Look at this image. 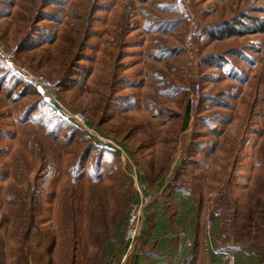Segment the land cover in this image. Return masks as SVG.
Returning a JSON list of instances; mask_svg holds the SVG:
<instances>
[{
    "label": "rangeland",
    "instance_id": "obj_1",
    "mask_svg": "<svg viewBox=\"0 0 264 264\" xmlns=\"http://www.w3.org/2000/svg\"><path fill=\"white\" fill-rule=\"evenodd\" d=\"M241 14L263 21L264 0H0V264L30 247L41 264L103 263L133 198L118 156L21 70L58 81L63 108L124 146L147 189L162 182L203 224L216 217L222 244L245 210L264 228V31L206 35L237 17L256 26Z\"/></svg>",
    "mask_w": 264,
    "mask_h": 264
},
{
    "label": "crops",
    "instance_id": "obj_2",
    "mask_svg": "<svg viewBox=\"0 0 264 264\" xmlns=\"http://www.w3.org/2000/svg\"><path fill=\"white\" fill-rule=\"evenodd\" d=\"M161 183L147 190L154 198L146 208L139 247L129 264H224L222 249L231 245L232 237L222 244L218 219L211 218L206 228L194 199L179 189L167 192ZM119 241L105 244L100 264H110L114 252L122 248L121 236ZM233 255L234 264H264L251 250H234Z\"/></svg>",
    "mask_w": 264,
    "mask_h": 264
},
{
    "label": "built area",
    "instance_id": "obj_3",
    "mask_svg": "<svg viewBox=\"0 0 264 264\" xmlns=\"http://www.w3.org/2000/svg\"><path fill=\"white\" fill-rule=\"evenodd\" d=\"M4 57L8 59L6 56ZM7 63L10 67L13 66L11 61ZM21 75L24 81L33 86L36 90L37 88H41L43 91L42 94L50 100V103L61 111L67 119L71 120L75 126L81 128L86 134L90 135L96 143L109 147L118 156L122 169L131 184L133 198L125 216L122 232V248L112 256L113 260H110V264H129L139 247L146 208L151 204L154 198L153 195L147 192L148 189L143 182L140 170L124 146L100 135L84 115L70 112L63 108L57 98V93L60 88L58 81H44L25 70H21ZM190 97L191 103L197 106L199 86H195ZM208 226L209 223L206 222L205 227L207 228ZM222 257L224 258V264H234V255L232 251H222Z\"/></svg>",
    "mask_w": 264,
    "mask_h": 264
},
{
    "label": "trees",
    "instance_id": "obj_4",
    "mask_svg": "<svg viewBox=\"0 0 264 264\" xmlns=\"http://www.w3.org/2000/svg\"><path fill=\"white\" fill-rule=\"evenodd\" d=\"M241 17L244 19H247V21L251 25H256L253 28H249L245 25L242 24L243 19L237 18H232L229 21L222 22L220 24L214 25L206 30V35L215 41H222L226 38L229 37H236V36H244V35H254L257 33H262L264 31V19H260L259 17H248L245 16L244 14H241ZM260 22V23H259ZM260 24V25H258ZM242 29V30H240ZM83 41V40H82ZM80 42L81 45H83L85 42ZM168 49V48H167ZM215 60V61H214ZM202 62L206 63L207 65H211L215 67V65H218L223 59L220 57H207L203 58L201 60ZM209 61V62H208ZM222 65V64H220ZM36 93H39L37 90H35ZM188 109L186 110V119L188 118ZM186 122V121H185ZM186 124H184L185 127ZM32 201V200H31ZM30 201V202H31ZM32 206H30L31 209V214L28 219V223L26 225L25 234H23L24 239L26 238V234H31L34 231V226H35V218L36 215L32 213ZM249 209V207H248ZM264 214V211H263ZM249 214L247 210L244 211L243 216H241L239 219L240 221L233 222L232 225V243L229 246H223L222 251H232L234 250H251L256 252L262 261H264V228L261 226H258L256 230H253L251 228V225L247 222V218H249ZM242 218V220H241ZM23 230V229H22ZM23 246V245H22ZM50 246V245H49ZM49 246H47L45 249L46 251L49 250ZM25 248V247H24ZM23 248V249H24ZM23 249L21 252L23 253ZM41 249V248H40ZM44 249V250H45ZM29 255H24L22 254L21 259L23 264H38L42 263L43 257L41 258L38 256V254H34L32 252V247L29 248V251L27 252Z\"/></svg>",
    "mask_w": 264,
    "mask_h": 264
},
{
    "label": "water",
    "instance_id": "obj_5",
    "mask_svg": "<svg viewBox=\"0 0 264 264\" xmlns=\"http://www.w3.org/2000/svg\"><path fill=\"white\" fill-rule=\"evenodd\" d=\"M37 91H38L40 94H42V93H43V91H42V89H41V88H37Z\"/></svg>",
    "mask_w": 264,
    "mask_h": 264
}]
</instances>
